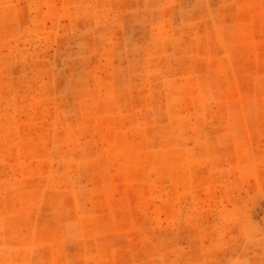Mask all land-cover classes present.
Returning <instances> with one entry per match:
<instances>
[{
  "label": "rangeland",
  "instance_id": "rangeland-1",
  "mask_svg": "<svg viewBox=\"0 0 264 264\" xmlns=\"http://www.w3.org/2000/svg\"><path fill=\"white\" fill-rule=\"evenodd\" d=\"M0 264H264V0H0Z\"/></svg>",
  "mask_w": 264,
  "mask_h": 264
}]
</instances>
